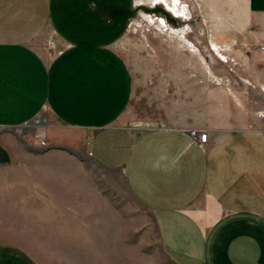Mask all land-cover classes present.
Wrapping results in <instances>:
<instances>
[{
    "label": "crops",
    "instance_id": "crops-1",
    "mask_svg": "<svg viewBox=\"0 0 264 264\" xmlns=\"http://www.w3.org/2000/svg\"><path fill=\"white\" fill-rule=\"evenodd\" d=\"M247 4L264 14V0ZM131 9L132 0H0V166L14 162L17 146L5 128L40 116L19 137L23 147L77 154L87 146L96 165L120 170L175 264H264V133L237 127L216 106L241 103L242 67L162 66L165 87L175 89L165 124L135 125L130 74L117 51ZM243 39L253 54L264 45V36ZM191 128L207 131L205 145ZM0 264L37 262L0 244Z\"/></svg>",
    "mask_w": 264,
    "mask_h": 264
},
{
    "label": "rangeland",
    "instance_id": "rangeland-1",
    "mask_svg": "<svg viewBox=\"0 0 264 264\" xmlns=\"http://www.w3.org/2000/svg\"><path fill=\"white\" fill-rule=\"evenodd\" d=\"M263 36L264 14L252 12L247 0H132L117 51L140 111L134 124H165L160 117L172 106L175 89L165 87L164 65L231 64L242 67L245 86L236 90L241 103L216 106L237 127L264 133V45L257 44L255 54L241 46L245 37ZM191 74L185 71L184 78ZM7 132L17 146L14 162L0 166V244L24 249L37 264H175L160 243L152 211L132 196L120 170L96 165L87 146L77 154L29 151L23 147L28 141Z\"/></svg>",
    "mask_w": 264,
    "mask_h": 264
},
{
    "label": "built area",
    "instance_id": "built-area-1",
    "mask_svg": "<svg viewBox=\"0 0 264 264\" xmlns=\"http://www.w3.org/2000/svg\"><path fill=\"white\" fill-rule=\"evenodd\" d=\"M263 49L264 47L261 46ZM41 117L40 116H35L26 123L19 125V126H13V127H6V130H11L15 135H23L29 130H32L33 128L39 126L41 124ZM188 134L191 137L192 140L197 142L200 146L205 145L206 140H207V131L202 130V129H196V128H191L188 129ZM40 145H44L45 142L42 139H38Z\"/></svg>",
    "mask_w": 264,
    "mask_h": 264
},
{
    "label": "snow or ice",
    "instance_id": "snow-or-ice-1",
    "mask_svg": "<svg viewBox=\"0 0 264 264\" xmlns=\"http://www.w3.org/2000/svg\"><path fill=\"white\" fill-rule=\"evenodd\" d=\"M153 3H164V0H152ZM174 2H178V0H174ZM163 23V21H161Z\"/></svg>",
    "mask_w": 264,
    "mask_h": 264
}]
</instances>
